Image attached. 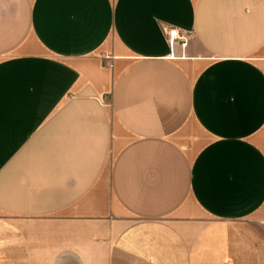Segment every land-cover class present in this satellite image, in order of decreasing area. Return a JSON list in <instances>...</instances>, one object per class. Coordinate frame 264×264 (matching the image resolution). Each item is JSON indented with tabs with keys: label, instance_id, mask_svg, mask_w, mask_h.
Returning a JSON list of instances; mask_svg holds the SVG:
<instances>
[{
	"label": "crops",
	"instance_id": "obj_1",
	"mask_svg": "<svg viewBox=\"0 0 264 264\" xmlns=\"http://www.w3.org/2000/svg\"><path fill=\"white\" fill-rule=\"evenodd\" d=\"M0 264H264V0H0Z\"/></svg>",
	"mask_w": 264,
	"mask_h": 264
},
{
	"label": "built area",
	"instance_id": "obj_2",
	"mask_svg": "<svg viewBox=\"0 0 264 264\" xmlns=\"http://www.w3.org/2000/svg\"><path fill=\"white\" fill-rule=\"evenodd\" d=\"M164 32L169 46H173L175 43H178L182 48H185L187 35L184 32H181L177 28H166Z\"/></svg>",
	"mask_w": 264,
	"mask_h": 264
}]
</instances>
